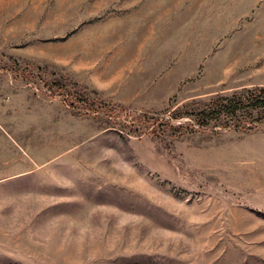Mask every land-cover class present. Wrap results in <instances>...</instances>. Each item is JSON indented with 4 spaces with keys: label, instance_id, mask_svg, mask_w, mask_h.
<instances>
[{
    "label": "rangeland",
    "instance_id": "obj_1",
    "mask_svg": "<svg viewBox=\"0 0 264 264\" xmlns=\"http://www.w3.org/2000/svg\"><path fill=\"white\" fill-rule=\"evenodd\" d=\"M263 86L264 0H0V264H264V121L174 118Z\"/></svg>",
    "mask_w": 264,
    "mask_h": 264
},
{
    "label": "trees",
    "instance_id": "obj_2",
    "mask_svg": "<svg viewBox=\"0 0 264 264\" xmlns=\"http://www.w3.org/2000/svg\"><path fill=\"white\" fill-rule=\"evenodd\" d=\"M188 117L193 130L210 131H248L254 127L255 122L264 121V86L254 89H244L228 96L218 95L207 103L199 104L192 109L178 112L175 119ZM147 119V120H146ZM151 124L154 118L146 115L138 119H123V128L142 127L141 122ZM182 128V126L180 127Z\"/></svg>",
    "mask_w": 264,
    "mask_h": 264
}]
</instances>
